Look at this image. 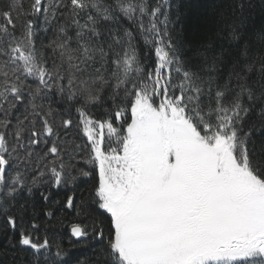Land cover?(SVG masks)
<instances>
[{
  "label": "snow or ice",
  "instance_id": "6c2138e0",
  "mask_svg": "<svg viewBox=\"0 0 264 264\" xmlns=\"http://www.w3.org/2000/svg\"><path fill=\"white\" fill-rule=\"evenodd\" d=\"M207 7L0 0V264H264V0Z\"/></svg>",
  "mask_w": 264,
  "mask_h": 264
},
{
  "label": "trees",
  "instance_id": "16d2710c",
  "mask_svg": "<svg viewBox=\"0 0 264 264\" xmlns=\"http://www.w3.org/2000/svg\"><path fill=\"white\" fill-rule=\"evenodd\" d=\"M29 2V0H24L25 6H27V3ZM198 2H202L207 4V11L210 14L212 11V6L215 3V0H198ZM194 23V21H193ZM75 219V216L72 214H68V219L63 223V224H56V231L57 232H65L67 231L68 228V221Z\"/></svg>",
  "mask_w": 264,
  "mask_h": 264
}]
</instances>
